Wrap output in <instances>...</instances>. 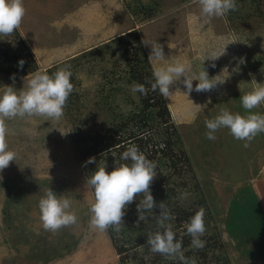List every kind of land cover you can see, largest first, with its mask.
I'll use <instances>...</instances> for the list:
<instances>
[{
  "label": "rangeland",
  "instance_id": "obj_1",
  "mask_svg": "<svg viewBox=\"0 0 264 264\" xmlns=\"http://www.w3.org/2000/svg\"><path fill=\"white\" fill-rule=\"evenodd\" d=\"M23 5L21 27L0 35V94L6 86L22 90L31 73L68 66L75 96H69L73 103L59 121L35 116L6 121L8 148L17 158L0 171V264H158V253L147 244L132 248L127 234L111 238L109 230L89 229L94 192L87 179L105 165L100 154L95 163H86L91 157L86 153L80 157L86 144L79 138L137 111L139 97L132 91L129 68L133 75L147 70L153 75L155 67L175 61L190 66L189 76L204 68L210 79L220 75L225 81L200 93H188L183 77L170 86L172 94L163 98L187 163L177 177L159 163L155 183L182 181L173 201L187 210L205 209L204 236L213 241L207 250L226 256L228 264H264V259L248 256L250 245L237 246L224 228L230 198L264 184V133L248 147L227 128L219 129L215 140L205 135V121L221 109L247 115L240 97L256 83L264 84V0H236L235 11L213 18L201 16L198 0H23ZM131 31L138 35L146 69L138 62L141 54L131 49L133 57L125 56L116 40ZM155 43L162 45L164 61L148 59ZM21 59L24 67L33 63L34 68L19 74ZM251 111L264 114V104ZM147 133L154 137L155 127ZM49 188L70 197L78 216L76 225L55 234L43 229L38 208ZM261 209L264 220V205ZM182 227L173 228L176 235L186 233Z\"/></svg>",
  "mask_w": 264,
  "mask_h": 264
},
{
  "label": "clouds",
  "instance_id": "obj_2",
  "mask_svg": "<svg viewBox=\"0 0 264 264\" xmlns=\"http://www.w3.org/2000/svg\"><path fill=\"white\" fill-rule=\"evenodd\" d=\"M198 4L201 16L206 18L224 17L237 8L236 0H198ZM25 14L23 0H0V35H11L19 29ZM224 51L219 55L213 54L208 59L215 60ZM148 59L164 61L162 45L159 43L151 45ZM24 63L25 61L21 59L19 66L22 67ZM212 67L215 65L213 64ZM189 71L190 66L180 61L155 67L154 82L151 83L152 91L158 90L161 96L169 97L172 94L170 86L181 81L182 77L181 82L188 93L208 92L225 81L219 79L220 75L210 79L204 68L196 76H189ZM71 77L70 67L65 66L51 75L41 72L29 74L25 78L26 87L20 91L12 86L4 88L3 93L0 94V171L17 158V153L8 148L6 121L26 116L59 121L64 116L68 98L74 91ZM194 80L198 81L195 88H193ZM132 91L147 95L145 86L140 83H134ZM240 100L243 108L248 110V114H233L227 109H221L215 118L205 121L207 139L215 140V133L221 128H227L235 139L246 141L244 147H248L258 134L264 133V114L251 111L264 104V84L256 83L251 91L240 97ZM120 158L130 163H121L111 172L106 171L105 166L98 167L87 179V184L94 192V201L89 206V229L105 232L112 228L113 231L120 232L124 226L123 217L127 206L138 196H142L137 204V225L158 208L159 214H155V218L158 229H162V231L149 232L146 239L149 250L167 259L177 260L179 264H196L195 259L185 256L183 242L177 239L173 224L169 222L175 220V216L164 201L157 204L151 193L150 186L157 175L156 163L149 160L135 144L127 147ZM86 163H95V158L90 157ZM184 195L187 196V193ZM72 204L70 197L57 196L49 188L38 203L43 229L55 234L64 227L76 225L78 216L72 210ZM204 218L205 209L200 207L185 224L186 233L191 237L192 249L202 250L206 246V241L201 239L206 233Z\"/></svg>",
  "mask_w": 264,
  "mask_h": 264
},
{
  "label": "trees",
  "instance_id": "obj_3",
  "mask_svg": "<svg viewBox=\"0 0 264 264\" xmlns=\"http://www.w3.org/2000/svg\"><path fill=\"white\" fill-rule=\"evenodd\" d=\"M151 11L146 10L145 16H150ZM116 39L120 45L123 46L122 52L125 56L131 55V49H134L137 53L142 55L143 69H146L147 58L143 55L141 43L138 35L135 31L119 35ZM135 44V47L132 46ZM104 55V52H103ZM32 60H30V63ZM128 64V63H127ZM130 67V65H129ZM34 64L31 63L27 67L23 66L17 69L19 74H22L25 70L33 69ZM60 68L47 69V74L51 75ZM142 69V70H143ZM51 70H54L51 72ZM133 68H129L130 74L128 79L134 83L143 84L147 90V95H143L137 92L139 97L137 111L127 113L126 115L119 116V120L102 126L101 130L92 131L86 133L84 137H80L79 140L85 142L87 147L81 151L80 157L85 153L88 156L94 157L98 161L97 154H100L103 158L100 161L101 164L105 165L106 171L111 172L113 168L119 166L121 163H130V161L121 160V154L127 149L128 144H138V148L145 156L150 160L156 157V177L154 178L150 190L157 202L164 201L172 214L175 216V220L169 221L173 224V228L184 226L190 221V217L195 214V210L184 209L182 203L173 201L177 190L181 189L183 185L182 181H166V185L160 186L158 182L160 178L159 163H162L164 167H167L174 176L181 173L182 166L187 163V156L180 146V139L176 132L175 126L170 120L169 111L165 105L163 96L160 95L159 91H152L151 83L154 82L152 72L150 70L142 71L133 75ZM72 96H75L72 94ZM73 101L68 98L65 112L68 111L69 105ZM116 120V119H115ZM128 125L129 129L126 134L123 133L124 128ZM155 127L156 134L154 137H150L147 132ZM127 131V130H126ZM143 140V141H141ZM141 141V142H140ZM89 149V150H88ZM178 161L181 162L177 165ZM179 166V167H178ZM86 172L89 169H85ZM96 169L93 171L95 172ZM263 189L261 192L258 189ZM248 189L244 195L230 198L229 217L224 221V228L229 236L233 237L237 241V246L240 243H248L250 248H246L248 256H255L256 258L264 259V220L261 206L264 205V184L256 186V192ZM245 189V190H246ZM260 198V199H259ZM142 196H138L133 203L129 204L126 209V214L123 217L124 226L120 232H115L112 228H109L110 236L113 238L114 234H123L127 236L130 246L138 247L145 246L146 239L149 232H155L158 229L156 223L155 214H159V209H154L153 214H148V218L145 221H140L137 225L138 212L137 204ZM261 200V201H260ZM234 223V225H232ZM184 234V233H183ZM182 235V234H181ZM177 235V239L183 242V251L186 257L195 259L196 264H228L229 261L226 256L216 255L210 252V244H213L212 236H203L201 239L206 241V246L202 250L192 249L190 247L191 238L184 235ZM125 236V238H126ZM124 240V238H122ZM121 239V240H122ZM115 242V240H114ZM209 242V243H208ZM208 244V245H207ZM243 244V243H242ZM125 247L117 246L119 253H122ZM156 258L159 260L158 264H179L177 260L167 259L164 256L157 254ZM249 258V257H248ZM153 260V259H152ZM155 261V260H154ZM153 261V262H154ZM152 262V263H153ZM143 264V263H140Z\"/></svg>",
  "mask_w": 264,
  "mask_h": 264
},
{
  "label": "crops",
  "instance_id": "obj_4",
  "mask_svg": "<svg viewBox=\"0 0 264 264\" xmlns=\"http://www.w3.org/2000/svg\"><path fill=\"white\" fill-rule=\"evenodd\" d=\"M242 245V244H241ZM244 245H246V243L244 244ZM247 245H249L248 243H247ZM260 258H258V260H259Z\"/></svg>",
  "mask_w": 264,
  "mask_h": 264
}]
</instances>
